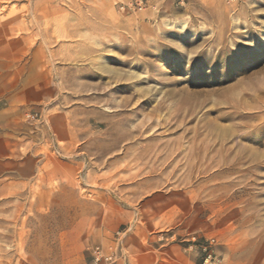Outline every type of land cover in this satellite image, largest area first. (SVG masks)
I'll list each match as a JSON object with an SVG mask.
<instances>
[{
    "label": "rangeland",
    "instance_id": "rangeland-1",
    "mask_svg": "<svg viewBox=\"0 0 264 264\" xmlns=\"http://www.w3.org/2000/svg\"><path fill=\"white\" fill-rule=\"evenodd\" d=\"M5 141L0 264H264V0H0Z\"/></svg>",
    "mask_w": 264,
    "mask_h": 264
},
{
    "label": "crops",
    "instance_id": "crops-1",
    "mask_svg": "<svg viewBox=\"0 0 264 264\" xmlns=\"http://www.w3.org/2000/svg\"><path fill=\"white\" fill-rule=\"evenodd\" d=\"M10 148L11 147L6 146V141L4 143L0 142V160L13 156L11 153L12 149ZM11 188L8 184L3 185L4 190H9ZM116 232L120 233L119 238L122 242L123 254H124V258L123 259L119 258L117 264H165L161 261L162 257L158 255L132 254V252L130 253L127 247L128 246L127 239L124 238L125 237L124 235H126V232L115 230L110 237H107L104 239V242L106 243V245L114 246V240H115L114 236ZM178 261H179V264H189V263H184V261H181V259L180 260L178 259Z\"/></svg>",
    "mask_w": 264,
    "mask_h": 264
},
{
    "label": "built area",
    "instance_id": "built-area-1",
    "mask_svg": "<svg viewBox=\"0 0 264 264\" xmlns=\"http://www.w3.org/2000/svg\"><path fill=\"white\" fill-rule=\"evenodd\" d=\"M120 233H115L114 246L104 247L102 245H95L90 249L89 264H117L119 258L123 259V246L119 238ZM211 254H207L204 258L203 264L211 263Z\"/></svg>",
    "mask_w": 264,
    "mask_h": 264
}]
</instances>
